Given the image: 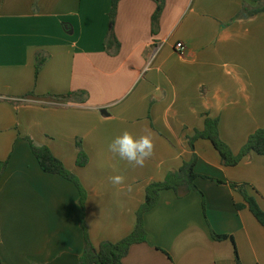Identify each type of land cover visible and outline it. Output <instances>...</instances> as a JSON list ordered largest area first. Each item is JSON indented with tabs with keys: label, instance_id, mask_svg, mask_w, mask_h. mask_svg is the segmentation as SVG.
<instances>
[{
	"label": "crops",
	"instance_id": "0c3cea01",
	"mask_svg": "<svg viewBox=\"0 0 264 264\" xmlns=\"http://www.w3.org/2000/svg\"><path fill=\"white\" fill-rule=\"evenodd\" d=\"M112 0H0V264H78L83 211L77 187L45 173L27 138L47 146L87 192L95 247L136 225L146 190L197 157L198 192L163 191L145 215L147 242L121 264H264V227L231 183L264 210V157L226 167L209 140L219 120L235 155L264 129V13L253 0H122L107 45ZM185 51L179 52L177 44ZM45 63L37 74V59ZM83 92L82 97H57ZM124 130L154 135V155L132 168L108 151ZM89 158L77 165L78 143ZM125 176L114 186L110 177ZM222 182V183H220ZM237 205H244L237 209ZM212 232L229 236L216 241Z\"/></svg>",
	"mask_w": 264,
	"mask_h": 264
},
{
	"label": "trees",
	"instance_id": "16d2710c",
	"mask_svg": "<svg viewBox=\"0 0 264 264\" xmlns=\"http://www.w3.org/2000/svg\"><path fill=\"white\" fill-rule=\"evenodd\" d=\"M121 1L122 0H112L111 11L109 14L111 28L109 32V39L107 40V45L110 47H114L115 45L118 46V42L114 34V25L116 22L118 7ZM153 1L157 4V9L153 16V23L156 26L164 11L166 0ZM253 1L260 3L264 0ZM262 13H264V6H259L252 10H249L246 6H244L243 10L237 16V19H249ZM44 63V58L39 57L37 59V74H39ZM84 95L85 94L83 92H74L66 96L57 97V99L70 100L73 97L80 98ZM198 139L211 141L221 156L222 164L226 167H235L239 165V163L250 153H255L259 156L264 157V129H260L252 134L245 146L237 155H235L228 144H226L221 139L218 119H206L205 130L202 132H196L195 136L190 139V146L192 149H194V143ZM27 141L30 144L34 156L39 162L41 169L45 173L51 175H59L65 178L66 180L72 182L79 191V204L83 211L82 229L84 232L85 247L78 264H121L123 259H125L129 254V251L133 245L146 243L147 233L145 229L144 218L145 215L153 210L157 205L161 192L172 190L179 198L186 197L193 192H198L201 196H203L195 183L199 175L195 172L197 157L196 155H194L193 159L189 162H186L178 171L169 173L163 182L153 183L148 186L146 190L145 201L137 211L135 228L129 236L116 243L103 242L99 247H95L93 242L91 241L89 230L84 219L87 192L81 184L80 179L74 173L67 169L65 164L54 155L49 147L39 145L30 138H27ZM77 147L79 150L77 165L79 167H85L89 163V158L83 150L80 142L77 144ZM231 187L239 194H241L251 213L264 227V210L259 205L257 199L250 195L248 191V185L231 183ZM243 207L244 205H237V209H242ZM212 236L216 241H225L227 239H230L229 236L218 235L215 232H212ZM234 254L236 264H243L236 246Z\"/></svg>",
	"mask_w": 264,
	"mask_h": 264
},
{
	"label": "clouds",
	"instance_id": "9594fccd",
	"mask_svg": "<svg viewBox=\"0 0 264 264\" xmlns=\"http://www.w3.org/2000/svg\"><path fill=\"white\" fill-rule=\"evenodd\" d=\"M155 141L151 132L133 135L128 130L115 136L108 144V151L118 156L132 168H142L146 162L154 155ZM125 176L117 174L110 177L114 186L125 183Z\"/></svg>",
	"mask_w": 264,
	"mask_h": 264
},
{
	"label": "built area",
	"instance_id": "2783aa9c",
	"mask_svg": "<svg viewBox=\"0 0 264 264\" xmlns=\"http://www.w3.org/2000/svg\"><path fill=\"white\" fill-rule=\"evenodd\" d=\"M177 49H178V51L179 52H184L185 51V45L183 44V43H179V44H177Z\"/></svg>",
	"mask_w": 264,
	"mask_h": 264
}]
</instances>
